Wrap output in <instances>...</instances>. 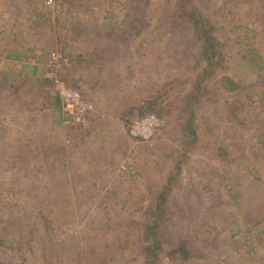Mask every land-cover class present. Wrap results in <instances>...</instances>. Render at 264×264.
Returning <instances> with one entry per match:
<instances>
[{
    "label": "rangeland",
    "instance_id": "obj_1",
    "mask_svg": "<svg viewBox=\"0 0 264 264\" xmlns=\"http://www.w3.org/2000/svg\"><path fill=\"white\" fill-rule=\"evenodd\" d=\"M14 1L0 0V264H144L170 175L161 264H264V72L249 81L228 56L249 82L218 67L190 109L201 43L177 0L129 16L130 0ZM194 1L227 55L264 59V0ZM48 74L79 94L74 116Z\"/></svg>",
    "mask_w": 264,
    "mask_h": 264
},
{
    "label": "trees",
    "instance_id": "obj_2",
    "mask_svg": "<svg viewBox=\"0 0 264 264\" xmlns=\"http://www.w3.org/2000/svg\"><path fill=\"white\" fill-rule=\"evenodd\" d=\"M17 2L16 0L14 3ZM142 0H130L127 6V16L135 15L138 13V3L140 4ZM177 13L181 17V19L187 21L192 27L194 33H196L198 41L201 43L200 49V61L196 64L198 68V77L196 83L193 85V88L185 97L186 106L192 109L193 103L197 100L199 96H201L202 91V84L205 80L210 79V77L214 76L218 70L216 69H223V71H228L232 73L233 80L229 79L230 84H232V88L237 89L243 84L251 81L256 77L258 74H263L264 72V59L256 49V47L252 46H245L244 48L235 49L237 52L230 53L227 55V52L224 51L225 45L222 44L221 38H218L216 33L217 28L213 26L211 21L204 16L196 2L194 0H177L176 5ZM125 17L128 19L129 17ZM127 22H125L126 24ZM246 32H250L253 34V38L257 36L255 30L250 28H246ZM239 37V36H238ZM237 38V37H235ZM247 37H245L246 39ZM230 56L232 59L234 57L236 63L243 70L249 77V81L245 82L246 78L238 76L234 70L229 67V63L234 64V62L228 58ZM9 59L13 60H20L21 56H17L16 52H12V54L8 55ZM219 67V68H218ZM236 69V68H235ZM235 73V74H234ZM9 77V73L5 76ZM241 75V74H239ZM200 78V79H199ZM256 95L262 96L264 93L255 91L253 92ZM58 105V100L56 101ZM167 107H170L169 105ZM191 111V110H190ZM189 111V112H190ZM185 123L183 128L188 131V137H194L196 128L193 124V114L190 113L187 118H185ZM180 163L178 164L179 167ZM178 172L180 168L177 169ZM167 182L162 188L153 196V203L154 206L151 210V215L148 222L145 225L144 229V238L142 240V252L145 253V261L144 264H161L162 257L161 252L163 251L162 248V241H161V234L167 228V224L170 222V207H169V193L171 192L173 186V175L167 176ZM233 200L236 197L234 194L231 195ZM230 196V197H231ZM13 240H8L7 244L9 247L13 246Z\"/></svg>",
    "mask_w": 264,
    "mask_h": 264
},
{
    "label": "built area",
    "instance_id": "obj_3",
    "mask_svg": "<svg viewBox=\"0 0 264 264\" xmlns=\"http://www.w3.org/2000/svg\"><path fill=\"white\" fill-rule=\"evenodd\" d=\"M58 60H64V59L62 58L61 55L52 53L50 56L49 62L52 63V62H55ZM47 77H49V79L54 80V82L56 83V86L59 88V95H60V99H61V104H62V108H63L65 113H68L70 116H74L76 109H78L79 107H84L81 105V102L79 99V94L76 91L65 88L64 84L62 82L53 78V76L50 74H48ZM81 116H76L75 117L76 120L79 121ZM147 119H145V120H147Z\"/></svg>",
    "mask_w": 264,
    "mask_h": 264
}]
</instances>
